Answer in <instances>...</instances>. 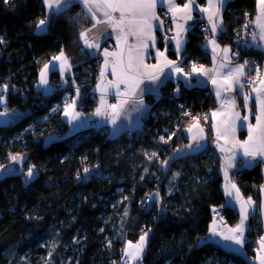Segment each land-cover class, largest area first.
<instances>
[{
	"label": "trees",
	"instance_id": "trees-1",
	"mask_svg": "<svg viewBox=\"0 0 264 264\" xmlns=\"http://www.w3.org/2000/svg\"><path fill=\"white\" fill-rule=\"evenodd\" d=\"M256 14V0H229L219 42L234 50L237 33L245 23H249L248 33L254 31L250 21ZM46 17L50 23L41 32L36 25ZM93 23L81 3L57 15L49 13L43 0H0V38L4 40L0 44V88L7 86L3 91L7 107L22 113L14 121H0V166L6 168L11 155L28 156L22 175L0 181V264H114L126 242H136L145 232L142 264H252L255 252L250 228L246 255L210 242L201 244L218 209L231 226L240 219L237 209L225 204L221 161L212 144L198 154L169 160L175 149L187 143L183 130L188 119L183 113L195 115L215 107L207 87L180 84V95L175 97V83L168 82L160 97H146L150 110L142 125L115 137L105 134L104 128L67 135L62 112L48 113L62 91L46 95L36 84L40 70L61 50L69 58L74 80L82 84L88 68L90 88H94L101 59L98 56L97 63V57L78 38ZM199 26L189 33L181 53L185 70L192 63L210 64ZM168 54L176 56L173 50ZM245 59L250 67L258 64L262 69L264 53L241 48L235 60ZM51 80L58 82L59 75L53 72ZM41 99L44 103L39 105ZM96 104L86 94L79 110L91 114ZM206 128L211 139L210 125ZM165 130L175 133L167 144L159 139H167ZM152 152L158 153V160L149 161L145 153L150 156ZM165 160H169L167 169L161 167ZM29 167L35 172L30 181L26 176ZM233 176L244 196L259 204L262 163L237 168Z\"/></svg>",
	"mask_w": 264,
	"mask_h": 264
},
{
	"label": "snow or ice",
	"instance_id": "snow-or-ice-1",
	"mask_svg": "<svg viewBox=\"0 0 264 264\" xmlns=\"http://www.w3.org/2000/svg\"><path fill=\"white\" fill-rule=\"evenodd\" d=\"M5 2L7 3L8 0H5ZM73 2H76V0H43V4L49 13L54 12L57 15L63 14ZM78 2L83 5L86 13L94 21L91 28H87L79 33L78 38L83 41L85 48L98 50L100 48V35L106 32L107 28H111L113 33H117V47H120L122 42L127 49V57H125L123 51L120 53L109 52L107 49L103 51L105 68L101 70L100 75L102 79L105 77V70L109 64L108 57H114L111 62V74L114 80L109 81L108 84L114 89V93L112 94L115 95L116 102L109 104L107 102V86L101 88V85H97V88L101 91V98L100 104L96 107L93 115L111 124V135L113 137L119 135L121 131L126 130L122 127L121 117H123V121L127 122V130H131L133 127H140L139 118L133 121L132 114L143 113L146 108L144 103L146 93L158 94L159 87L164 82L161 77L167 78L171 73H175L178 78H183L186 87H193L192 74L195 73L198 77L206 76L211 81L216 89L215 95L221 104V108L212 113L213 118L219 114L224 116V119L221 121L222 130L216 124L212 125V129L216 132V147L221 152L225 151L224 146L219 143L222 137L233 141V151L231 155L225 157V178H228L227 169L236 167L237 157L234 150L236 145H239V148L242 150V167H250L253 161L259 160L260 162H264V76L261 75L260 65L256 64L250 67L247 59L243 63H239L238 61L234 63L235 58L241 54V48L255 49L264 53V0H256L258 14L255 16L254 21H250V23L255 25L256 30L251 32L250 40H246L241 48H238L235 52L232 51L231 47L225 46L221 48L217 43V36L224 30L223 17L220 13L227 0H207L205 7H199L198 10L201 13L208 14V22L211 27L210 29H205V31L210 33V38L207 39L205 47L209 45L212 47L214 66L217 64L218 49L221 56L219 58V69L216 67L206 69L204 65L198 66L196 63H192L190 72L185 70V61L180 59L175 61L169 60L165 52L159 50L156 51L155 57L157 63L152 65L145 63L146 50L149 46L155 47V30H164L165 28L164 20L156 12L160 0H78ZM163 2L167 4L168 13H171V22L176 25L177 29L186 30L184 29V25L177 23V20L189 21L193 19V12L198 7L196 0H186L183 5L178 4L176 0H163ZM98 12L101 13L103 18L97 16ZM115 13H118V16L114 15ZM177 14L180 15L178 16ZM245 15L247 16L248 14L245 13ZM49 23L50 20L46 17L40 19L36 27L39 31L43 32ZM97 25H104L105 27L97 28ZM244 28L247 30L249 23H245ZM245 34L247 35V32ZM177 36H179V31L177 32ZM177 36L170 37L169 39L176 41L175 51L179 57L183 41L177 39ZM130 37L134 38V42H130ZM149 40L151 41V45L148 43ZM2 43H4V40L0 38V44ZM160 58H163V63H161ZM53 60L60 62L59 71L62 76L71 67L68 62L69 58L63 50L60 51L58 56L53 57ZM55 67V64L51 66L45 64L40 73L39 86L45 89V94L49 91L47 73L50 69H55ZM165 68L170 70L169 73H165ZM149 69L156 71L149 72ZM253 70L255 71V76L251 75ZM145 74H147L148 85H155V87L148 85L143 88L140 87L141 84L145 83ZM217 77H220L219 82ZM6 89V85L0 88V104L4 103L3 91ZM177 91H179V88H177ZM222 92H231L235 95L222 96ZM237 96L243 99V108L247 112L244 116H241L240 111L237 109ZM79 98L80 91L77 87L76 97L71 102L66 101L63 108V116L67 119V123L73 131L82 126V114L76 111V103ZM129 106L131 107L129 108ZM53 111H56V109H53ZM8 115L6 110L0 111V117ZM185 115L189 114L185 113ZM250 118H254L255 122H250ZM193 119L196 120V123L187 129L189 133L192 132L193 127L198 130L196 134L191 135L193 143L184 145L183 148L175 149L173 156L169 157V160L176 161L205 148V144L201 143L204 140V128L199 125L198 117H194ZM205 120H207V117H205ZM245 125L248 131L247 139L243 142L237 141L235 136L237 128L244 127ZM173 136H175V133L169 134L167 139L164 136H160L159 139L160 142L167 144ZM145 155L149 161L159 159L157 152H152L150 156L147 153ZM10 159L13 164L23 163L24 161V157L19 155H11ZM169 160L163 161L161 167L167 169ZM0 171H3L2 166H0ZM88 171L87 168L84 169L85 174ZM178 175V173L174 174V178ZM26 176L29 181L34 179L35 172L33 171V167L28 168ZM77 179H82V177L77 175ZM229 184H231V189H235V196H233V192L229 189L228 185L225 186V195L232 197L239 204V223L234 227L222 230L217 227L214 220L210 229V235L212 237H219V240L226 244H232L242 249L245 244V232L250 228L248 221L254 218L257 211L261 216H264V200L257 207V202L251 197L244 199L240 195V191L235 183L229 181ZM261 192L264 193V186H261ZM154 195L156 197L159 196L158 193ZM213 211L215 212L216 210L213 209ZM124 215H128L127 211H125ZM149 231L151 230L149 229ZM147 236L148 233L145 232L139 237L137 242H126V246L123 249V257L125 258L123 264H142L147 245ZM258 244V261L259 264H264V254H261L264 253V236L260 237ZM109 246H111V242H109ZM50 258L51 252L49 253Z\"/></svg>",
	"mask_w": 264,
	"mask_h": 264
},
{
	"label": "crops",
	"instance_id": "crops-1",
	"mask_svg": "<svg viewBox=\"0 0 264 264\" xmlns=\"http://www.w3.org/2000/svg\"><path fill=\"white\" fill-rule=\"evenodd\" d=\"M228 1L229 0H227V2ZM176 2L178 4H180V5H183V3L186 2V0H184V2H182V3H180L179 0H176ZM227 2L224 4L223 8L221 9L220 15H222V17H223V10H224ZM73 3H79V2H78V0H76V2H73ZM196 4H197L198 7L193 12V19L192 20H189V21H184L182 19H178L177 20V23L184 25V29H186V30H179V29L176 28V25L172 23L173 24V28H174V36H177V32L179 31V36H177V39H180V40L183 41L182 51L186 47V44H187V41H188V37H189V33L192 30H194L196 26L201 25V24H206V25H208L209 29L211 27L209 22H208V14L207 13H201L198 10L199 7H205L206 6L207 0H196ZM162 10H167V4L164 3L163 0H160V2L158 3V6H157L156 12H157V15H159L161 17V19H162V14H161ZM257 14H258V8H257ZM114 15L118 16V13H115ZM177 15L179 16L180 14H177ZM97 16L100 17V18H103L101 13H99V12L97 13ZM103 27H105V26L104 25H97V28H103ZM253 27H254L253 30H256L255 29V25ZM223 29H224V20H223ZM160 33H161V30H159V29L155 30V32H154V36H155V40H156L155 47L149 46L148 49L146 50L147 51V55L144 57L145 63L148 64V65H152V64L157 63V60L155 58L157 50L165 52V55L167 56V58L169 60H174V61L177 60V59L183 60V56L181 55L182 51H181L179 57L176 54V51H175V43H176V41L173 39L170 44L164 45V44H162L160 42ZM116 36H117V33H113L111 28H107V31L100 35V39H99L100 48L98 50L97 49H87V48H85L84 47V43L82 41L83 47L86 50H88L91 54H95V53L98 54L100 59H101L99 76H98V79H97L96 84L94 86V91L98 95L96 107L99 106L100 98H101V91H100V89L97 88L98 84L101 85V88H104V87L107 86V92H108V94H107V102L109 104L116 102V97H115L114 94H112V93H114V89L108 84L109 81H113L114 80V77L111 74V62L114 59V57H111V56L108 57L109 64H108V66H107V68L105 70V77L102 79L101 75H100L101 74V70L105 68V64H104L105 57L103 55L104 49H107L109 52H116V53H120L121 51H123L125 57H127V49L125 48L123 43L121 42L120 47H117ZM204 37H205V39H204V43H203V49L208 52L209 57H210V64L204 65V66H205L206 69H212L213 67H216L217 69H219V62H220L219 58L221 56V53H220V51L218 49L217 50V64L214 66L213 65V59H212V57H213L212 47L210 45L205 47L207 39L210 38V33L207 32L206 34H204ZM129 39H130V42H134V38L130 37ZM148 43H149V45H151V41L150 40L148 41ZM217 43L220 45L221 48H223L225 46L231 47L230 45L221 44L218 39H217ZM169 50H173L176 56L175 57L169 56V54H168ZM232 51H233V48H232ZM160 59H161V63H163V58H160ZM68 62L71 65L70 61H68ZM235 62H236V60H234V63ZM239 63H243V62H239ZM47 64H49L50 66L52 64L56 65L55 69H50L48 71V73H47L49 91H48V93L46 95H50L54 91L59 90V89L62 90L63 88L66 87V84H67V83H65V81H67L66 80V75L69 74L72 71V65H71L70 69L66 70L64 72L63 76H62L60 71H59V64H60L59 61H54L52 59ZM233 66H234V64H233ZM42 69L40 70V73H41ZM190 70H191V67H190L189 70H186V71L190 72ZM148 71L149 72H154L156 70L149 69ZM169 71L170 70L168 68H165V73H169ZM53 72H55V73H57L59 75V81L58 82L54 83L51 80V74ZM40 73H39L38 81H37V84H36V88L39 91H41L43 94H45V89L43 87L39 86L40 85ZM253 73H255V71ZM261 75L264 76V62H263V67L261 69ZM161 79L164 82H163L162 85H160L159 90H158V94H153V93H146L145 94L144 103L146 105V108L144 109L143 113L142 114H138V113H133L132 114L133 121H135L137 118H139L140 126L142 125L143 118L146 116V114L150 110V104L148 103V101L146 99L147 96L150 95V96H154V97H160L161 94H162V89L165 87V85L168 82L172 81V82L175 83V86L172 89V94L175 97H178L180 95V84L185 86V82H184L183 78H178L177 74H175V73H171L169 76H167V78L161 77ZM217 79H218V82H219L220 77H217ZM144 80H145V83L140 85L141 88H143L146 85H148L147 74H145ZM192 81H193L194 86L207 87L209 89V91L211 93V96L213 98V101L215 103V107L211 110V112L209 114V117H208V120L206 122H204V123L199 122V125L204 128V133H203L204 140H202L201 143L205 144V148L203 150L195 152L193 154H198V153L204 151L208 147L209 143L212 144L213 149L216 151V153H217V155H218V157L220 158V161H221V170H220V172H221L222 180H223L222 181V190H223L224 197H225V204L236 208L237 211L239 212V208H240L239 204H237L236 201L232 197H229V196L225 195V186L228 185L229 189H231V184H229V181H231V183H235L237 188L240 191V195L244 199L248 198V197L244 196V194L242 193L238 183L236 182V180H235V178L233 176V172H234L235 169L240 168V167L241 168H245V167L241 166V160L243 159L242 150L239 148V145L235 146L234 150L236 152V157H237L236 158V167L227 169L228 178L226 179L225 178V167H226L225 157L228 156V155H231V152L233 151V141H231L230 139L226 140L225 138L222 137L220 139L219 143L222 146H224L225 151L221 152L220 149H218L216 147V132L212 129V125L216 124L217 127L221 128V130H222L221 121L224 119V116L222 114L217 115L215 118L212 117V113L214 111H217L218 109L221 108L220 101L217 99V97L215 95L216 89H215L214 85L211 83V81L207 79L206 76H199L198 77L195 73H193L192 74ZM197 81H199V83H197ZM148 86L155 87V85H148ZM177 88H179V91H177ZM248 91H250V90H248ZM223 95L232 96V95H235V94L231 93V92H228V93H223L222 92V96ZM75 97H76V95L74 96V98ZM3 99H4V103H5V101H6L5 96H3ZM79 99L77 100V103H76V111H78V112H80L79 107H78ZM3 104H0V106L3 107ZM236 105H237V109L241 113V116H244V115L247 114L246 110L243 108V99H242V97L237 96ZM130 107L131 106H129V108ZM0 111H3V110H0ZM94 111L91 114H83L82 112H80L82 114V122H81L82 126L79 127L78 129L74 130V131L71 130V126L67 123V119L63 116V111H62L61 119H62L63 122H65L68 125L67 135H73V134H75V133H77L79 131L90 129V128H106L107 127L109 129H112V126H111L110 123H108L107 121L101 120L99 117L94 116L93 115ZM4 119H6V118L5 117H0V121L2 123H7L8 121H10L9 118L6 119V121ZM250 122L254 123L255 122L254 118H250ZM195 123L196 122H192V123L188 124L183 130V132H184V134H185V136L187 138V143L185 145H187L189 143H193V141L191 140V135L196 134L198 130H197V128L193 127L192 128V132L189 133L187 131V129L192 124H195ZM121 124H122V127H124L126 130L121 131L120 133L129 131V130H127V122L123 121V117H121ZM207 124H209L210 127H211V133H212V138L211 139H210V136H209V134L207 132V128H206ZM133 129H137V128L133 127L131 130H133ZM235 136H236V140L237 141L243 142L244 140H246L247 136H248V131H247L246 125L244 127H238L237 131L235 133ZM183 146L180 147V148H183ZM173 153L171 154V156H173ZM193 154H191V155H193ZM258 163H262V172H263V176H264V162H260L259 160L258 161H253L251 166L250 167H246V168H252L255 165H257ZM231 190L233 192V196H235V189H231ZM262 200H264V193L261 192V201ZM259 204L257 203V207H259ZM257 217H258L259 221L261 222L262 226H264V216H261L259 214V212L257 211ZM214 220L216 221L217 227L221 228L222 230H226L229 227H234V226L229 225L226 222L224 216L214 217L213 221ZM250 220L248 221L249 225H250ZM213 221L210 224L208 234L204 237V242L201 241L202 244L206 243V242H210V243H214V244L220 246L221 248H223L224 250H226L228 252L246 255L245 245L248 242V231L245 232V244H244V247L241 249L238 246H235V245H232V244H226V243L220 241L219 237H212L210 235V229H211V227L213 225ZM261 254H263V253H261ZM255 256H258L257 252L255 253Z\"/></svg>",
	"mask_w": 264,
	"mask_h": 264
},
{
	"label": "built area",
	"instance_id": "built-area-1",
	"mask_svg": "<svg viewBox=\"0 0 264 264\" xmlns=\"http://www.w3.org/2000/svg\"><path fill=\"white\" fill-rule=\"evenodd\" d=\"M162 14V19L165 22V28L164 30H161L160 33V42L164 45H168L172 42L173 39H169L170 37H174V28H173V24L171 22V13H168L167 10H162L161 12ZM169 29H171L169 31ZM205 29H209L208 25L206 24H201L199 26V30L201 33L206 34L207 32L205 31ZM247 32V35L245 34ZM251 34L248 33V31L244 28L241 27V29L238 31L237 33V45L234 48V52L238 49L239 46H242L244 44V42L246 40H250ZM94 56L97 57V63H98V54H94ZM252 76H255V73L251 74ZM91 77H92V73L90 71V69H86L85 70V75L83 77V79L81 80L82 84H79L78 82H76L74 80V73L73 71H71L69 74L66 75V80H67V84L66 87L63 88L59 97V100L57 102H54L52 104L51 107H49L48 113L50 115H55L58 111L62 112L65 102H71L74 98V96L76 95V88H79L80 91V99H79V103H78V107H80V100L81 97L84 95H88L89 98L93 101H97L98 99V95L97 93L94 91V88H90V84H91ZM28 92V90H27ZM44 101L43 99H41L38 104L41 105L43 104ZM53 109H56V111H53ZM212 109L203 112V113H198L195 115H192L189 111H185L183 114L184 116L188 119L187 124H190L192 122H196V120H194V117H198L199 118V122H206L208 120L209 114L211 112ZM185 113H188L189 115H185ZM205 117H207V120H205ZM104 133L107 135H111V129L109 128H104ZM215 216H223V212H215ZM256 218V219H255ZM250 232H251V237H250V242H251V250L253 252H257V249L259 248V244L258 241L260 239L261 236H264V226L261 225V222L259 221V219L257 217L252 218L251 223H250ZM125 258L123 257V251H122V256L120 258V260L114 262V264H123V260Z\"/></svg>",
	"mask_w": 264,
	"mask_h": 264
},
{
	"label": "water",
	"instance_id": "water-1",
	"mask_svg": "<svg viewBox=\"0 0 264 264\" xmlns=\"http://www.w3.org/2000/svg\"><path fill=\"white\" fill-rule=\"evenodd\" d=\"M24 157L23 163L13 164L11 161L9 165L0 172V181L12 176H20L25 172V167L28 163L27 155H19Z\"/></svg>",
	"mask_w": 264,
	"mask_h": 264
},
{
	"label": "rangeland",
	"instance_id": "rangeland-1",
	"mask_svg": "<svg viewBox=\"0 0 264 264\" xmlns=\"http://www.w3.org/2000/svg\"><path fill=\"white\" fill-rule=\"evenodd\" d=\"M2 110L3 111H7L8 112V116H4L6 119H10V120H12V121H14V120H16L18 117H20L21 116V111H19L18 109H9L8 107H7V104H6V101H5V103L3 104V107H2ZM2 119V118H1ZM6 119H4L5 121H6ZM165 131H167L166 133L169 135V134H171V132H169L168 130H165ZM28 180V179H27ZM120 200H122V198L120 199ZM217 212H221V209H218L217 210ZM215 217H218V216H215ZM254 217H257V213L254 215ZM258 218V217H257ZM256 219V218H255ZM262 225V224H261ZM143 235V234H142ZM139 240V239H138ZM137 240V241H138ZM136 241V242H137ZM201 241H203L204 242V238L201 240ZM76 242H78V240H76ZM133 243H135V242H133ZM201 244H202V242H201ZM126 246V245H125ZM147 246V245H146ZM146 249V248H145ZM145 252V251H144ZM264 254V253H263ZM251 263L252 264H259V261H258V256H255L254 258H251ZM208 264H212V262L211 261H208Z\"/></svg>",
	"mask_w": 264,
	"mask_h": 264
}]
</instances>
